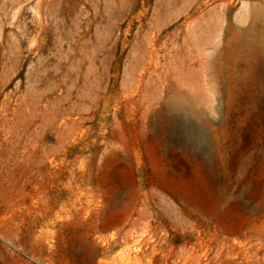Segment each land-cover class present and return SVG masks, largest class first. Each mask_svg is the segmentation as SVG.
Masks as SVG:
<instances>
[{
  "label": "rangeland",
  "instance_id": "374dc122",
  "mask_svg": "<svg viewBox=\"0 0 264 264\" xmlns=\"http://www.w3.org/2000/svg\"><path fill=\"white\" fill-rule=\"evenodd\" d=\"M261 35L264 0H0V264H264Z\"/></svg>",
  "mask_w": 264,
  "mask_h": 264
},
{
  "label": "bare ground",
  "instance_id": "6f19581e",
  "mask_svg": "<svg viewBox=\"0 0 264 264\" xmlns=\"http://www.w3.org/2000/svg\"><path fill=\"white\" fill-rule=\"evenodd\" d=\"M256 13L257 12L255 11L254 15H256ZM245 47L253 48V49L256 48V49H259V50H264V35H261L255 42H246ZM170 108L173 111L179 113L180 114V118L187 117L186 114L189 113V111L186 109L187 107H185L181 103H177L176 101H171L170 102ZM109 247H108V249H109ZM111 249H112V247H111ZM142 253L143 252H140V253H138V252H129V250L127 248L125 250L123 248L119 252H117V254L115 256L112 257L111 264H140L139 262L141 260V257H143ZM146 261H147V259H146Z\"/></svg>",
  "mask_w": 264,
  "mask_h": 264
}]
</instances>
